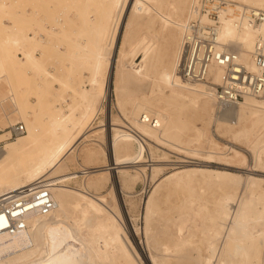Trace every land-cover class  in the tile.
Wrapping results in <instances>:
<instances>
[{"label": "rangeland", "instance_id": "obj_1", "mask_svg": "<svg viewBox=\"0 0 264 264\" xmlns=\"http://www.w3.org/2000/svg\"><path fill=\"white\" fill-rule=\"evenodd\" d=\"M18 1L0 0V58L3 56V49L9 53L8 66L5 62L0 61V139L6 137L7 134L3 133L10 124L15 122H22L25 125V132L17 137L4 140L3 144L26 134L27 129L24 118L32 119L34 114L38 119V134L48 138L49 126L54 120L52 115L55 116V112L61 111L58 96L54 92L53 86L57 91H69L64 93L66 99V103H64L67 106L62 105V111L68 113L70 108H74L77 114H81L86 109L85 119L80 127L83 131H93L79 144V151H73L74 159L68 161L65 165L63 175L68 176V179L64 183L71 187L81 188L84 178L91 179L98 176V174H93L84 177L87 172L109 165L110 147L107 144V132H110V129H108L110 126L107 122H110L109 118H112L121 127L123 126L122 128L126 131L143 138L145 150L140 145L138 148V152L143 156V161L139 162L138 166H124L128 169L129 174L136 175L135 178L130 177L123 181L122 172L111 168L104 173L101 185L90 187V191L100 194L106 200L108 206L116 213V223L128 237L129 246L132 250L138 249L141 256V253H144L142 245L147 244V239L160 243L159 248L153 246L150 249L156 255L163 252L166 246L174 249L175 245L181 241L185 243V246L181 249V254L185 256L187 264L193 263V261L192 263L189 262L190 260L188 261L187 256L196 259L198 261L196 264H199V261L202 263L203 260L206 262V257L210 258L211 256L209 245L212 238L211 232L216 223L212 204L215 197L221 194V186L226 178L225 175L222 177L217 176V173H233L240 175L241 178L246 175L258 178L261 190L258 195L254 194L252 197L257 199V207L261 208L264 206V164L257 166L252 149L245 144L243 139H231L225 126L218 124L221 108L220 103L214 98L209 99L206 109L202 111L201 102L204 99L199 98L198 100L196 97L188 98L185 96L174 97L172 89L160 82L157 78V71L151 66L147 68L146 75L137 82H133L128 79L123 80L120 75V67L118 68L116 65V58L119 56L122 59V64L125 65V70H129V67L133 66L132 63H135L136 68L142 69L143 64H141L140 57H138L139 48L142 50L145 47L143 43L138 44L142 38L148 40L147 42L150 45L148 51L157 52L162 63L166 62L172 48H176L173 41V35L176 32L174 29L176 16L181 10L184 23L188 16L190 4L194 0H118L116 3L118 10L123 1L128 4V7L126 5L127 9L132 3H135L134 10H131L130 17H132V21L126 26V12L123 13L125 17L123 16L122 22L116 29L117 33H115L113 62L109 64L107 71L103 72L102 67L101 76L97 79L94 70L97 57L92 55L91 49L98 45L100 41L102 42L103 51L109 50V46L107 45L106 33H100L97 22L94 21L92 25L88 26L94 19L91 9L94 8L96 3L92 4L91 0H88V2L79 0L82 6H73V3L77 0H46L50 3L43 0V4L39 7L36 22L35 20L31 21L30 24L28 22L31 29L27 31L29 36H33L34 32L37 33V43L40 42V44H32L30 48L34 50L38 61L42 65L33 69L31 73L25 74L23 83L18 80L15 72L16 64L14 65V59H12L14 49L12 45L3 41L4 37L13 35L17 25L24 24L23 20L18 18L16 12L19 9V7H15ZM30 1L24 0L28 11ZM225 1L231 4L227 5L226 8H231L235 4L237 6L256 7L264 11V7L251 5L242 0ZM42 5L43 9H41ZM68 15H72V19H68ZM66 16L67 18H65ZM18 22L22 23L18 24ZM113 25V23L109 25L110 29L113 28ZM256 25H259V23ZM39 28H41L40 31ZM73 29L81 31L80 33H74L71 32ZM124 31L127 32V35L123 41ZM80 42H85L90 50L84 54L85 56H81L80 59L73 62L71 58L76 55V45ZM21 54L17 51V55L22 58ZM70 56L71 58H69ZM55 79L65 82V85ZM211 80V77H209L207 81H198L195 84L213 87L210 88V94L213 95L212 90H214L216 84L210 83ZM91 87L98 94L97 108L94 111L89 108V105L88 108H85L86 103L82 98V93H89ZM103 89L108 91L106 92ZM252 100H264V93L254 96L253 99L240 102L247 104ZM120 101H122V104H120ZM23 102L32 106L33 115L29 114L23 118L21 117L23 115L19 116L15 104H24ZM137 103H141L144 107L159 112L163 116L166 127H168V133L164 136L165 140H169V136L178 128L181 129L180 137L174 143H170L165 140L158 141L141 134L132 122V111ZM218 113L220 114L218 115ZM51 117L53 120H51ZM237 125L238 123H234L231 126L235 128ZM91 138H94V140H91ZM81 146L94 147L95 152L85 157L80 154V150L83 148ZM234 150H236V153H234ZM261 154L264 158V150L261 151ZM152 162L158 168L154 174L151 173L150 169ZM186 166H194L203 171H195L189 173L186 177H172L162 181L166 175ZM140 167H143V173L138 174L135 172L138 169L135 168ZM114 176L115 179L119 177L121 189L116 184ZM58 177L54 176L46 179L55 182ZM242 182L237 191L239 198L248 195L249 192V183ZM158 184L161 188L152 195L153 198L150 204L154 217L149 220L150 230L147 237L144 232L146 229L145 200L154 192L155 186ZM67 214L66 224L79 218V213L74 208H69ZM101 215L103 214L101 213ZM89 217H92L91 214ZM97 220L93 218L92 223L97 224ZM80 228L78 235L85 232V226ZM69 229L73 230L74 227L70 224ZM261 230L262 225H255L253 228L254 235L259 237ZM103 234L96 237V240L93 241L94 246H100L106 242ZM31 243L32 241L29 242L28 246H31ZM16 252V249L8 251V253L6 251L3 255L0 254V259ZM83 252L87 254L91 253V250L87 245H84ZM103 261L106 264H134L127 262L126 259L118 255L110 259H103ZM168 261L169 264H176V257L170 256ZM140 262L141 264H152L145 256ZM212 262L213 264H221L218 258H213V261H209L208 264H212ZM259 264H264V249H261Z\"/></svg>", "mask_w": 264, "mask_h": 264}, {"label": "bare ground", "instance_id": "obj_2", "mask_svg": "<svg viewBox=\"0 0 264 264\" xmlns=\"http://www.w3.org/2000/svg\"><path fill=\"white\" fill-rule=\"evenodd\" d=\"M42 1L43 0H31L29 3L30 9L28 11L24 0H19L15 4V7H19L16 12L18 13V18L23 20L24 24L17 25L13 35L6 36L3 39V41L12 45L14 49L12 59H14V65L16 64L15 72L21 83L24 82L25 74L31 73L33 69L42 65L41 62L38 61L34 50L30 48L32 44L38 42L37 33L34 32L33 36H29L27 33V31L31 29V25H29L30 22H33V20L36 22V19L38 18L39 7L43 4ZM86 1L88 2V0H85V2ZM91 1L93 2L92 4H96L94 5V8L92 7L91 9L93 12L92 17L94 19L88 26L92 25L94 21L95 23L97 22V28H99L100 33H106V39L108 41L107 45L109 46V50H104V52L103 47H101L102 42L100 41L98 45L91 49L92 55L97 57L94 64V70L96 72L95 77L97 79L101 76L102 67L104 72L109 64H112L114 59V39L115 33H117L116 29L122 22L124 16L123 13L125 12L126 26L131 23V10H134L135 3H132L127 9L128 4L125 3L126 1H123L118 10L116 4L118 0ZM242 1L251 5L264 7V0ZM44 2L50 3L46 0ZM192 3H195V0ZM79 5L82 6L81 1L79 0L73 3V6ZM237 8L241 10L240 16L233 15L232 8L230 7L222 9V12L219 15L220 24L218 31V46L224 47L228 50L238 51L240 61L250 71H256L257 68L253 61L252 49L255 47V42L258 37L264 41V24H250L248 15L244 14L248 11L246 9L248 7L237 6ZM41 9H43V5ZM190 10L191 8L188 10V15L191 12ZM192 10L194 14L197 13L196 7ZM48 12L49 11L46 13ZM71 16L72 15H70L68 19H72ZM65 18H67V16ZM25 22H27V24H25ZM19 23L22 22H18V24ZM112 23L114 25L113 28L111 27L110 29L109 25ZM182 27L183 19L180 10V13L176 16L174 21V29L176 32H174L173 41L176 48H172L166 62L162 63L157 52L153 53L152 50L148 51L150 48V45L147 42L148 40L142 38L138 43H143V45H145L142 50L141 48L138 50V57H140L141 64H143L142 69L136 68L135 63H132L133 66L129 65L130 69L125 70V65L122 64V59H120L119 56L116 58V65L118 68L120 67L121 78L133 82H137L141 77L146 75L147 68L151 66L157 71V78L160 82L172 89L174 97L185 96L188 98L196 97L198 100L199 98L204 99L201 102V110L203 109L202 111H204L209 99L214 98V95L210 94L213 87L211 88V86L195 84L196 82H183L175 74L177 53L181 43L180 38ZM40 29L41 28H39V31ZM80 31L81 30L73 29L71 32L80 33ZM126 35L127 32L124 31L123 41L126 39ZM70 44L72 43L70 42ZM76 50V55L72 58L71 56L69 57L73 62L80 59L81 56H85L84 54H86L90 48H88L85 42H80L76 45ZM2 51H4V53L0 58V61L7 64L9 53L6 52L5 49ZM17 51L22 53V58L19 57L20 55H17ZM10 69L12 70V68ZM222 74V67L216 65L212 66L210 72L212 82L210 83H220ZM58 81L62 83V85H65V82ZM92 88L93 87H91L89 93H82V98L86 103L85 108H88L89 105V108L94 111L97 108L96 100L98 99V94L93 91ZM53 89H55L54 92L57 93L61 111H54L56 114L55 116L52 115L54 120L51 117V120L53 121L49 126L50 130L48 132V138L42 137L38 134V119L31 111L32 106L24 102V104H15V109L19 113V116L23 115L21 116L22 118L27 117L29 114L33 116L32 119L24 118L27 129L26 134L16 140L5 142L0 150V200L9 193L17 194L20 192H28L37 187L46 186L49 188L53 196L54 208L48 214H40L37 211L31 212L25 218L27 225L26 228L15 235L8 234L6 231H0V254L3 255L6 251L8 253V251L15 249L17 251L6 258H1L0 264H106L103 259H110L117 255L122 256L127 262L134 264H141L140 260L142 261L143 256L147 257L152 264H169L168 260L170 256L176 257V264H187L185 256L181 254V249L185 246V243L181 241L175 245L174 249H170L169 246H166L163 252L157 255L153 254L150 250L153 246L154 248L160 247V243L155 242L154 240L150 241L147 239L148 242L146 245L142 243L144 245H142L144 249V253H141L142 256L139 254L138 249L132 250L128 244V237L122 232L123 230H121L116 223V213L108 206L106 200H104L100 194L92 192V190L90 191V187L101 185V180L105 175L104 173L111 168L118 169L117 171L122 172L121 176L123 181L130 177L132 179L136 177V175L129 174L128 169L124 166L134 167L139 162L143 161V156L138 152L139 145L145 150L143 138L140 136L126 131L122 128L123 126L121 127L112 118H109L110 122H107L110 126V128L108 127L110 132H107V144L110 147L109 165L87 172L84 177L93 174H98V176H94L91 179L84 178L81 188L71 187L64 183V181L68 179V176L63 175L65 165L68 161L74 159V156L72 155L73 151H79V144L82 143L87 136L91 135L90 133L93 130L83 131L80 127L85 119L86 109L81 114H77L74 111L75 109L70 107L68 113L62 111V105L67 106L65 104L66 99L64 93H68L69 91H57L54 86ZM253 98L254 96H245L243 100L237 102H221V109L219 108L221 115L218 124L225 126L231 139H243L245 144L252 149L255 155L256 165L260 166L264 164V158L261 156V151L264 150V100H252L247 104L240 102ZM120 104H122V101H120ZM219 114L220 113H218V115ZM132 115V122L141 134L158 141L165 140L164 136L168 133V127H166V122L159 112H154L148 107H144L141 103H137L133 108ZM234 123H238V125L235 128H232L231 125ZM180 131L181 129L178 128L169 136L170 139L165 141L174 143L180 137ZM91 140H94V138H91ZM132 146L134 147L131 148ZM80 151L81 155L88 157L95 152V148L84 146ZM234 153H236V150H234ZM150 165H152L150 167L151 173L154 174L158 168L154 165V162ZM135 169H138L135 170L138 174H140V172L143 173V167ZM195 171L203 170L194 166H186L181 170L166 175L163 177L162 181H166L172 177H186L189 173H194ZM223 175H225L226 178L221 186L222 192L215 197L212 204L216 223L211 232L212 238L209 245L211 256L210 258L208 256L206 257V262L205 260H203L202 263L199 261V264H208L209 261H213V258H218L221 264H259L261 249H264V206L258 208V201L252 196H254V194H259V191L261 190L259 184L260 180L254 176L248 175L241 178L240 175L233 173H217V176L219 177H222ZM54 176H59L55 179V182L46 179ZM114 180L116 181V184H118L119 189H121L119 177H116L115 179L114 176ZM242 181L249 183V192L248 195L244 197L240 196L239 198L237 191ZM160 188V184L155 186L154 192L145 200L146 229L144 232L147 234V237L150 230L149 220L154 217V212L150 207L153 198L152 195ZM69 208L76 209L79 213V218L66 224L65 219H67V211ZM101 213L103 215H101ZM90 214L92 217H89ZM93 218L98 219L97 224L92 223ZM2 223H4V220L0 218V224ZM70 224L74 227L73 230L69 229ZM259 224L262 225V230L260 236L256 237L253 228L255 225ZM82 226H85V232L78 235V232L81 229L80 227ZM102 233H104L103 237L106 239V242L100 246H94L93 241H95L96 237H99ZM30 241H32L31 246H28ZM84 245L88 246L91 253L86 254L83 252ZM209 246L207 247L209 248ZM187 257L188 261L190 260V263L193 261L192 264L198 262L190 256Z\"/></svg>", "mask_w": 264, "mask_h": 264}, {"label": "built area", "instance_id": "obj_3", "mask_svg": "<svg viewBox=\"0 0 264 264\" xmlns=\"http://www.w3.org/2000/svg\"><path fill=\"white\" fill-rule=\"evenodd\" d=\"M229 3L225 0H195L190 4L191 12L182 27V38L177 54L175 74L187 83L207 81L212 66L223 69L221 82L214 87L213 95L217 102H237L245 96H258L264 93V41L259 37L252 49L256 71H250L239 59L238 51L219 47V15ZM231 5V4H229ZM194 7L197 13L194 14ZM242 7V6H240ZM233 15L241 14L237 5L231 7ZM244 14L250 24H264V11L254 7L246 8ZM25 132L22 122L10 124L0 139L3 141ZM54 208L53 196L46 186L28 192L9 193L0 200V231L15 235L26 228L25 218L33 211L48 214Z\"/></svg>", "mask_w": 264, "mask_h": 264}]
</instances>
